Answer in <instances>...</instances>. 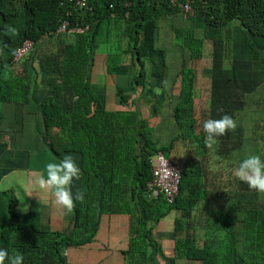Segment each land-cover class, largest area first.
<instances>
[{"label":"trees","instance_id":"trees-1","mask_svg":"<svg viewBox=\"0 0 264 264\" xmlns=\"http://www.w3.org/2000/svg\"><path fill=\"white\" fill-rule=\"evenodd\" d=\"M193 9L187 18L170 0H86L84 9L67 0H0V121L2 111L18 120L33 105L42 147L80 168L61 229L45 212L22 210L13 190H0V248L22 254L23 264H264V199L241 194L253 190L234 175L241 158L226 155L228 132L206 142L202 127L231 100L216 73L237 55L261 56L248 47L264 49V0H194ZM176 17L191 26L171 28L186 52L173 76L158 41L162 23ZM66 20L89 29L57 34ZM26 41L33 50L17 59ZM49 41L55 45L45 51ZM101 45L110 49L100 54ZM99 56L112 95L106 102L93 89ZM121 76H133L128 87ZM166 103L175 128L159 145L153 135ZM158 153L181 172L173 201L149 197ZM213 194L223 209L210 206ZM169 216L173 257L154 234Z\"/></svg>","mask_w":264,"mask_h":264},{"label":"rangeland","instance_id":"rangeland-1","mask_svg":"<svg viewBox=\"0 0 264 264\" xmlns=\"http://www.w3.org/2000/svg\"><path fill=\"white\" fill-rule=\"evenodd\" d=\"M163 25V24H162ZM163 26L169 27H183V24L178 19H171L168 22H164ZM186 28V27H183ZM200 30V34L202 33ZM239 29L233 28L231 30V35L233 37L237 36L236 32ZM163 31H165L163 29ZM240 31V30H239ZM166 33V35H165ZM163 35L162 28L159 34V47L164 48L168 53L170 68H172L171 75L175 76L177 72L181 69L182 63V54L185 51L183 48H180L178 44L172 39L168 32H165ZM204 35V34H203ZM258 39L262 38H254V41L258 43ZM252 40V39H251ZM263 40V39H262ZM253 44V41H251ZM111 44V43H110ZM50 45V46H49ZM55 43L51 44L49 41L47 44H42L41 46L45 51H52ZM254 45V44H253ZM258 45V44H256ZM110 48H115L116 44L112 42L109 45ZM100 54L103 52H107L108 47L99 46ZM248 49L253 54V49L261 55L258 58L256 64H253V68L257 72V75L261 76L263 74L264 67L261 64H258L262 61V57L264 54V49L261 46H253L248 47ZM217 52H220V49H217ZM186 53V52H185ZM208 53V50L206 51ZM251 56V55H250ZM35 57L34 53L33 56ZM124 58V56H123ZM122 58V59H123ZM128 58V57H125ZM129 59V58H128ZM128 59L127 62H128ZM103 60V61H102ZM104 57L101 59L99 56L97 60L96 69L101 70L103 68ZM126 62V63H127ZM254 63V62H253ZM259 65V66H258ZM95 69V70H96ZM208 74V71H206ZM211 75V74H210ZM105 71L104 68L102 71H99L95 76H93V89L96 95L99 97L101 101L106 102L107 98L110 101L112 95L107 88V82H101L104 79ZM205 78H208V75H204ZM99 86H98V85ZM122 85L126 87V82H122ZM44 95V91H43ZM43 96H38L35 94V98L42 99ZM33 105H28L25 108L24 116L18 118L17 117H7V115L2 111V119L0 121V127L2 132H0V190H13V192L19 197L21 202L22 210H33V211H41L42 214L45 212L47 216L52 218V221L59 225L58 227L64 228L66 225V213L63 209L56 205L54 202V197L51 194L34 192L33 189L35 187L34 180L37 176L44 174V167L49 162H58L55 161V157L51 154L49 149L46 146L41 145V141L39 139L38 130L40 128V118L38 115L34 113ZM162 110L160 111L161 116L158 119V122L155 126V131L153 138L155 141H158L159 145H165L170 141L173 136L174 131V121L171 118L172 107L171 104H165L162 106ZM114 108V106L112 107ZM166 108V109H164ZM2 109H0L1 111ZM24 121V128L21 131L20 126L18 127L17 122ZM251 120H248L246 125H250ZM55 158V159H54ZM30 177V186L28 182H24V178ZM77 178L74 179V184L77 183ZM40 196V197H39ZM41 200L44 202L43 204L40 202ZM210 206L215 208V194L211 196ZM173 216L167 217L163 222H161L160 226H165V224L169 221H173ZM158 228V227H157ZM155 228V230L157 229ZM154 230V234H155ZM158 240V239H157ZM160 241V240H159ZM161 243V247L163 248V253L165 256L172 257L171 251L173 250L172 245L173 242L170 241L168 243ZM171 260V259H170ZM164 264V262H161ZM175 264H199V263H187L186 261H176Z\"/></svg>","mask_w":264,"mask_h":264},{"label":"crops","instance_id":"crops-1","mask_svg":"<svg viewBox=\"0 0 264 264\" xmlns=\"http://www.w3.org/2000/svg\"><path fill=\"white\" fill-rule=\"evenodd\" d=\"M174 19L180 20L183 27L187 28L191 26L186 18L176 17ZM162 24L164 25V22ZM163 25L161 26L163 35L165 32H168L173 39L171 34L172 27ZM163 29L165 31H163ZM184 52L185 51H183V53ZM125 57L128 56H124V58L122 56L123 59L121 61L123 63L127 62L126 59L129 58ZM129 60L130 58L128 62ZM183 60L182 54V63ZM257 61L258 58L252 60L249 55H237L230 69L218 71L215 77L216 82H220L221 86L219 89L225 91L229 94V97H231L226 107L222 106L217 108L218 113L215 119H219L226 114L235 122V128L228 132V138L225 140L227 143L224 147L226 155H229L233 159L234 157L243 158L247 154H255L259 157V149L262 145L264 146V70L261 76L257 75L255 68H253V64H256ZM261 63L264 67L262 61L258 64ZM132 77L133 76L119 77V84L122 85V82H126V86L128 87ZM39 96H43V93H40ZM248 120H251L250 125H246ZM30 180V177L24 178V182H28L29 186ZM242 187H244V184ZM241 194L248 196L252 195L255 199H264V194H258L254 190L252 192L241 191ZM215 208L219 210L223 209L224 203L215 201ZM173 231L174 223L173 221H169L163 227L158 225V228L155 230V236L160 242L168 243L171 241V234ZM172 254L174 256V250L171 251L170 255Z\"/></svg>","mask_w":264,"mask_h":264},{"label":"clouds","instance_id":"clouds-1","mask_svg":"<svg viewBox=\"0 0 264 264\" xmlns=\"http://www.w3.org/2000/svg\"><path fill=\"white\" fill-rule=\"evenodd\" d=\"M173 7H177L181 14L187 18L196 16L191 17L184 14L178 5H173ZM6 31L14 32V29L9 27ZM202 127L206 134V142L215 143L217 137H221L235 128V122L229 115L225 114L219 119L204 121ZM43 171L44 174L37 176L34 180L35 187L33 191L45 194L50 193L54 197L55 204L60 206L66 214H71L74 208L71 185L73 180L80 175V168L71 158L65 157L58 162L47 163ZM234 175L238 180L245 183L249 189L254 190L258 194H264V159L259 158L255 154L245 155L239 159L238 165L234 169ZM40 202L44 203L41 198ZM23 260L24 257L19 252L9 254L8 251L0 248V264H23Z\"/></svg>","mask_w":264,"mask_h":264},{"label":"built area","instance_id":"built-area-1","mask_svg":"<svg viewBox=\"0 0 264 264\" xmlns=\"http://www.w3.org/2000/svg\"><path fill=\"white\" fill-rule=\"evenodd\" d=\"M74 9H84L86 7V0H67ZM194 0H185L183 3L177 0H170L172 5H178L181 11L191 17L195 16L193 9ZM89 29V26L82 27L75 23L74 26L66 20L58 29V34H83ZM33 43L26 41L17 50L16 58L20 59L33 50ZM152 165V182L149 183V197L159 198L163 196L169 201H173L179 193L181 172L178 166L173 164L163 153H158L151 158Z\"/></svg>","mask_w":264,"mask_h":264}]
</instances>
